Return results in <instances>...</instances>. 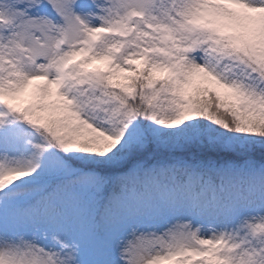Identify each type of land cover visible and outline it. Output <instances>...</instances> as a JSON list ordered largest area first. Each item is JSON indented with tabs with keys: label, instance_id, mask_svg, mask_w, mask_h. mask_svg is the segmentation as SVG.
Masks as SVG:
<instances>
[{
	"label": "snow or ice",
	"instance_id": "1",
	"mask_svg": "<svg viewBox=\"0 0 264 264\" xmlns=\"http://www.w3.org/2000/svg\"><path fill=\"white\" fill-rule=\"evenodd\" d=\"M0 264H264V0H0Z\"/></svg>",
	"mask_w": 264,
	"mask_h": 264
},
{
	"label": "trees",
	"instance_id": "2",
	"mask_svg": "<svg viewBox=\"0 0 264 264\" xmlns=\"http://www.w3.org/2000/svg\"><path fill=\"white\" fill-rule=\"evenodd\" d=\"M103 67H104V65L102 64L100 68H103Z\"/></svg>",
	"mask_w": 264,
	"mask_h": 264
}]
</instances>
